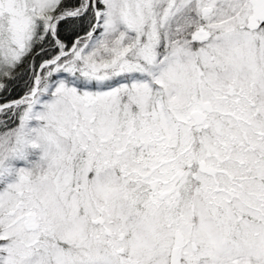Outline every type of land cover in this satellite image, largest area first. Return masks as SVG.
Here are the masks:
<instances>
[{
	"label": "snow or ice",
	"instance_id": "obj_1",
	"mask_svg": "<svg viewBox=\"0 0 264 264\" xmlns=\"http://www.w3.org/2000/svg\"><path fill=\"white\" fill-rule=\"evenodd\" d=\"M0 264H264V0H0Z\"/></svg>",
	"mask_w": 264,
	"mask_h": 264
}]
</instances>
